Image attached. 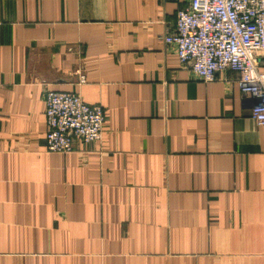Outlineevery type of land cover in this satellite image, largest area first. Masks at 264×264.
Listing matches in <instances>:
<instances>
[{
  "label": "crops",
  "instance_id": "1",
  "mask_svg": "<svg viewBox=\"0 0 264 264\" xmlns=\"http://www.w3.org/2000/svg\"><path fill=\"white\" fill-rule=\"evenodd\" d=\"M189 3L0 0V264H264V126L164 40ZM47 90L102 140L49 152Z\"/></svg>",
  "mask_w": 264,
  "mask_h": 264
},
{
  "label": "built area",
  "instance_id": "2",
  "mask_svg": "<svg viewBox=\"0 0 264 264\" xmlns=\"http://www.w3.org/2000/svg\"><path fill=\"white\" fill-rule=\"evenodd\" d=\"M176 47L181 63L206 82L224 70L238 72L242 95L251 100L250 114L264 126V0H190L176 16V31L164 36ZM46 147L68 153L73 141H100L105 110L80 94L47 90Z\"/></svg>",
  "mask_w": 264,
  "mask_h": 264
}]
</instances>
